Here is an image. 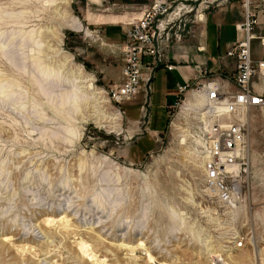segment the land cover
<instances>
[{"label": "rangeland", "instance_id": "rangeland-1", "mask_svg": "<svg viewBox=\"0 0 264 264\" xmlns=\"http://www.w3.org/2000/svg\"><path fill=\"white\" fill-rule=\"evenodd\" d=\"M202 1L205 21L226 2L191 0L192 14ZM152 2L0 0V264H264V114L245 113L242 191L221 202L203 182L202 109L187 110L175 71L109 101L125 29Z\"/></svg>", "mask_w": 264, "mask_h": 264}, {"label": "built area", "instance_id": "built-area-1", "mask_svg": "<svg viewBox=\"0 0 264 264\" xmlns=\"http://www.w3.org/2000/svg\"><path fill=\"white\" fill-rule=\"evenodd\" d=\"M176 1L153 0L126 27L119 46L121 80L109 88V101L115 107L120 108L142 92L150 93L157 70L175 69L169 49H179L186 39L201 36L198 28L204 24V11L211 2L202 1L201 10L192 14L191 0ZM242 8L244 19L234 25L235 41L218 56L221 66L231 63L229 80L223 81L220 74H212L209 81L198 80L194 90H189L187 83L178 87L179 96H186L189 91L193 97L202 94L209 107L202 115L196 112L199 128L203 130H199L201 169L206 190L213 192L221 202H228L237 195L233 184H239L244 173L245 155L247 158L249 152L245 113L256 109L264 114V56H254V44L264 50V0H243ZM196 50L204 52L203 45L198 44ZM195 72L205 77L208 70L204 64H199ZM186 98L180 101L177 97L175 107L182 108ZM234 247L241 249L243 242L235 243Z\"/></svg>", "mask_w": 264, "mask_h": 264}, {"label": "crops", "instance_id": "crops-1", "mask_svg": "<svg viewBox=\"0 0 264 264\" xmlns=\"http://www.w3.org/2000/svg\"><path fill=\"white\" fill-rule=\"evenodd\" d=\"M226 2L222 5L225 6L224 8H221L219 10H213L211 11L208 16L206 17V21L204 25L200 26L202 28L201 30V36L197 34L195 37V41L192 43H185L183 47H180L177 50L178 54H175V69L173 71L176 72L177 77V95H178V87L183 86L186 83L191 86L196 83V81L200 80V82L206 81L205 77H197L195 73V68L199 64H204L205 68L210 71L212 74H220L221 79L223 81L229 80L231 71L228 68L230 66V62H227L221 66V62L218 60V56L221 55V47H224L225 51L228 48L229 45H231L234 41V39H227L225 40L224 44L220 41L219 37V31L225 26H229L234 30V25L236 23H240L243 21V8L242 3L243 0H225ZM221 5V6H222ZM213 26L218 33V37L216 39L215 44V53L211 57L208 56V48L205 41H207V34L206 31L208 29V26ZM200 28L198 31H200ZM198 44H202L204 47V52H198L196 50V47ZM172 54V53H171ZM173 55V54H172ZM254 56L260 57L264 56V50L259 48L256 44H254ZM227 66V68H225ZM163 70L165 72H168L164 70L163 68L159 69ZM157 70V71H159ZM172 72V71H170ZM194 76H196V80L194 81ZM212 76V75H211ZM187 99V98H186ZM171 103L166 104V108Z\"/></svg>", "mask_w": 264, "mask_h": 264}, {"label": "bare ground", "instance_id": "bare-ground-1", "mask_svg": "<svg viewBox=\"0 0 264 264\" xmlns=\"http://www.w3.org/2000/svg\"><path fill=\"white\" fill-rule=\"evenodd\" d=\"M69 100L70 102H73L74 104L78 102L79 97H78V92L76 90H73L72 93L69 96ZM186 100V99H185ZM186 106L188 107L187 110H194L197 108H200L202 110H199L200 115L206 113L207 111H209V107L207 106V104L204 102L203 98H202V94H198L197 97H193L192 95H190V97L186 100ZM80 102V101H79ZM184 104V103H183ZM77 105V104H76ZM183 106V105H182ZM205 124V121H204ZM202 164V163H201ZM235 190L237 191V194L240 196L241 194V189L240 186L237 182H235L234 184ZM243 193V192H242ZM237 195V196H238ZM241 198V197H240ZM233 200L236 201V198H234ZM64 223V222H63ZM64 227V226H63ZM83 247V246H82ZM86 247V246H85ZM84 247V248H85Z\"/></svg>", "mask_w": 264, "mask_h": 264}]
</instances>
